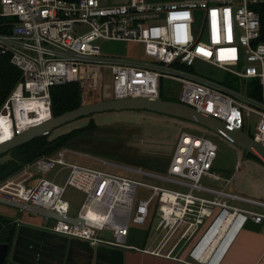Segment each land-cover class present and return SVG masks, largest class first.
Returning a JSON list of instances; mask_svg holds the SVG:
<instances>
[{"label": "built area", "instance_id": "obj_1", "mask_svg": "<svg viewBox=\"0 0 264 264\" xmlns=\"http://www.w3.org/2000/svg\"><path fill=\"white\" fill-rule=\"evenodd\" d=\"M262 4L264 0H129L117 6L99 0H0V53L22 74V82L0 108V121L10 130L7 140L52 118L51 88L75 83L80 105L103 100L102 70L107 69L111 100L153 98L161 95L163 80L173 81L181 86L178 103L221 121L230 131L243 132L253 118L252 138L264 147V43L257 11ZM102 41L142 44L144 57L128 60L105 54ZM196 63L226 78L202 75L193 70ZM208 133L181 131L165 174L134 170L171 188L68 162L67 150L59 149L25 164L0 183V193L49 210L60 218L51 228L53 234L92 247L133 249L184 264H219L248 223L264 230V214L230 205L241 198L225 193L230 180L214 173L217 146ZM52 171V179L43 177ZM63 171L67 175L60 185L56 179ZM203 179L221 180L224 188L204 185ZM67 188L84 195L76 217L69 214ZM138 188L150 194L138 196ZM152 214L160 224L159 245L151 251L128 246L131 225L145 227ZM220 217L237 231L221 257L213 260L206 235ZM104 231L109 238L102 236ZM169 239L172 244L163 251ZM190 240L194 242L187 259L181 258V244Z\"/></svg>", "mask_w": 264, "mask_h": 264}, {"label": "rangeland", "instance_id": "obj_2", "mask_svg": "<svg viewBox=\"0 0 264 264\" xmlns=\"http://www.w3.org/2000/svg\"><path fill=\"white\" fill-rule=\"evenodd\" d=\"M201 24L202 20H199L198 29L201 27ZM100 46L105 54H112L120 58L131 60L143 59L144 57L143 45L139 43L102 41L100 42ZM193 70L217 80L226 78L219 70L203 63H196L193 66ZM102 72V99L111 100L112 77L109 70L103 69ZM234 85L237 86L236 83ZM180 96L181 86L178 83L169 80H163L161 82V97L170 100H179ZM90 121L94 122L96 126L95 130L85 131L70 141L66 146L60 148L67 150L66 160L68 162L100 169L115 175L135 179L144 184L156 185L163 188H171V186L163 181L135 173L134 170L140 169L152 174H165L167 163L180 132L186 131L201 135V130H203V128L190 122L146 111L108 112L81 118L66 124L52 131L49 140L56 139L74 130H80ZM253 121V118L247 120L246 126L243 128V132L250 137L253 136ZM179 122H182L183 125L185 124L186 128L180 127ZM207 136L217 146V157L214 162L213 171L223 178L229 179L231 177L234 172V166L238 162L239 155L244 159H249L264 167L258 160L248 158L244 151L236 148L225 139L212 133H208ZM9 158L8 152L0 155V164L8 161ZM55 172L52 171L43 177L52 179ZM66 175L67 173L65 171L61 172L56 179V183L62 185ZM202 183L212 186L204 179ZM229 188L231 189V185ZM149 194L150 192L147 189L138 188V196L146 198ZM65 199L70 205V216L76 217L80 211L84 195L73 188H67ZM0 216L11 220L12 223H17L19 226H31L33 229L44 234H53L51 228L55 224V220L31 215L5 205H0ZM151 220H156L153 214L149 217L145 227L131 225L130 228L132 231L134 230L133 233L136 232L135 234L138 240L146 238L150 241L146 242L147 247H151L154 239H157V242L159 240L156 229L150 225ZM102 236L109 238L110 234L104 231ZM127 245L138 247L137 243L134 242H128ZM183 256L187 259V256ZM11 257L12 252L9 253L4 264H18Z\"/></svg>", "mask_w": 264, "mask_h": 264}, {"label": "crops", "instance_id": "obj_3", "mask_svg": "<svg viewBox=\"0 0 264 264\" xmlns=\"http://www.w3.org/2000/svg\"><path fill=\"white\" fill-rule=\"evenodd\" d=\"M104 6H117L127 3L129 0H99ZM150 3H166L173 2L172 0H144ZM178 124V123H177ZM179 126L186 128L185 124L179 122ZM170 159V158H169ZM168 164V163H167ZM218 175L216 172H214ZM223 178L222 176L218 175ZM228 179V178H227ZM210 187L223 189V183L221 180L205 179ZM229 185L224 189L225 193L229 195H236L241 198L238 201L229 202L230 205L238 207L242 210L254 211L264 214V167L244 159L240 155L238 162L234 166V172L231 177ZM231 185V189L229 188ZM209 186V185H207ZM209 199H212L211 195H205ZM255 203V204H253ZM159 222L157 220H151L150 225L156 229ZM26 227V226H24ZM134 231V230H133ZM130 229L127 243H137V246H133L140 250H154L159 245L162 233L157 231V239L153 240L151 247L146 246L148 241L146 238L138 240L136 232L133 233ZM56 235V234H55ZM159 235V236H158ZM62 236L58 237V240ZM65 238V237H63ZM67 244L54 247L63 255H66L65 263L59 258V253H53V264H184L181 262L173 261L163 257L154 256L151 254L143 253L133 249L113 248L103 245L90 246L87 242L68 239ZM150 239V238H149ZM74 240L72 242H69ZM150 242V241H148ZM193 240L183 242L179 250L180 256H187L189 248L193 244ZM66 243V242H65ZM126 243V244H127ZM172 244V240L169 239L163 246V251L168 250ZM80 245V246H79ZM89 245V246H88ZM63 247V248H62ZM90 247V248H89ZM127 250V251H126ZM130 250V251H128ZM18 264H22L20 261ZM219 264H264V230L260 225H254L248 223L235 237L223 258Z\"/></svg>", "mask_w": 264, "mask_h": 264}, {"label": "water", "instance_id": "obj_4", "mask_svg": "<svg viewBox=\"0 0 264 264\" xmlns=\"http://www.w3.org/2000/svg\"><path fill=\"white\" fill-rule=\"evenodd\" d=\"M135 111H146L160 114L195 124L209 133L215 134L225 139L230 144L244 151L246 154L250 155L264 165V147L258 144L252 137L246 135L241 130L230 131L221 121L204 115L192 109L191 107L180 103L163 100L160 94L153 98L100 100L90 104L80 105L74 110L64 112L56 117H52L47 122L31 127L26 132L1 143L0 155H3L35 139L49 136L52 131L81 118L91 117L108 112ZM0 205L12 207L19 211L26 212L31 215H37L46 219H60L57 215L50 212L49 210H46L40 206L26 204L19 199L2 193H0ZM67 220L72 221L73 223H80L79 219L72 220L67 218ZM42 240L40 244L45 242L44 239ZM72 241L74 240L69 242ZM65 244H67V240ZM9 250V245L0 243V264H4L6 262V259L9 255ZM11 258L16 263H19L18 259L15 257V248L13 249Z\"/></svg>", "mask_w": 264, "mask_h": 264}, {"label": "trees", "instance_id": "obj_5", "mask_svg": "<svg viewBox=\"0 0 264 264\" xmlns=\"http://www.w3.org/2000/svg\"><path fill=\"white\" fill-rule=\"evenodd\" d=\"M62 2H71L74 0H60ZM261 19V41L264 43V4L257 7ZM22 82V74L20 70L10 63L8 55L0 53V108L15 88ZM163 100L178 103V100H170L161 97ZM50 111L51 116L56 117L64 112L74 110L80 106L79 89L75 83H70L62 87H54L50 89ZM96 129L94 122L90 121L85 127L80 130H74L61 137L49 140V136L35 139L20 147H17L8 152L10 158L8 161L0 164V183L18 172L25 164L34 161L41 156H50L66 146L70 141L75 139L85 131H93ZM248 158L253 159L250 155ZM17 223H12L11 220L0 216V243L12 244L16 233L19 229H25L24 226H19ZM41 237V236H39ZM42 240V237L39 238ZM41 242V241H40ZM30 243V242H29ZM30 244H33L31 242ZM48 244L45 241L42 245Z\"/></svg>", "mask_w": 264, "mask_h": 264}, {"label": "flooded vegetation", "instance_id": "obj_6", "mask_svg": "<svg viewBox=\"0 0 264 264\" xmlns=\"http://www.w3.org/2000/svg\"><path fill=\"white\" fill-rule=\"evenodd\" d=\"M43 234L44 233L33 229L31 226H26L25 229H19L12 244L9 245V253L13 252V249L15 248V257L22 264H53L54 257L52 255L58 251L55 250V248L65 244L66 239L62 237L58 240V237L60 236L52 233ZM39 236H41L44 241L47 240V243L49 241V243L46 245L40 244L41 240H39V238L41 237ZM29 241L33 242V244H30ZM56 253H59L60 260L62 259V263H65L66 255H63L59 251Z\"/></svg>", "mask_w": 264, "mask_h": 264}, {"label": "bare ground", "instance_id": "obj_7", "mask_svg": "<svg viewBox=\"0 0 264 264\" xmlns=\"http://www.w3.org/2000/svg\"><path fill=\"white\" fill-rule=\"evenodd\" d=\"M9 137V126L0 121V143L7 140ZM229 224V219L224 220L223 217H220L212 226L208 235H206L207 240L210 239L211 249L215 254L213 260H217L221 257L237 231L236 225L232 224L228 226ZM215 235H217V237H215Z\"/></svg>", "mask_w": 264, "mask_h": 264}]
</instances>
